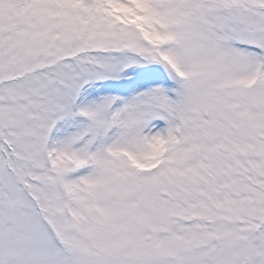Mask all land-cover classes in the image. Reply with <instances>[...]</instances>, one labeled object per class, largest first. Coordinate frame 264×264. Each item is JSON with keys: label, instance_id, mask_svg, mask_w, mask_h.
Masks as SVG:
<instances>
[{"label": "snow or ice", "instance_id": "obj_1", "mask_svg": "<svg viewBox=\"0 0 264 264\" xmlns=\"http://www.w3.org/2000/svg\"><path fill=\"white\" fill-rule=\"evenodd\" d=\"M0 264H264V0H0Z\"/></svg>", "mask_w": 264, "mask_h": 264}]
</instances>
